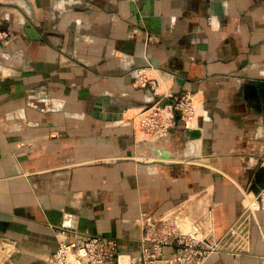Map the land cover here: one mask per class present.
I'll return each mask as SVG.
<instances>
[{"label": "crops", "instance_id": "obj_1", "mask_svg": "<svg viewBox=\"0 0 264 264\" xmlns=\"http://www.w3.org/2000/svg\"><path fill=\"white\" fill-rule=\"evenodd\" d=\"M0 28V242L15 264L89 236L135 264L141 214L182 204L215 239L241 226L205 264H264V0H0ZM186 92L197 128L177 118L167 141L141 140L139 110Z\"/></svg>", "mask_w": 264, "mask_h": 264}, {"label": "built area", "instance_id": "obj_2", "mask_svg": "<svg viewBox=\"0 0 264 264\" xmlns=\"http://www.w3.org/2000/svg\"><path fill=\"white\" fill-rule=\"evenodd\" d=\"M9 38V31L0 28V41ZM134 80L138 88L155 92L156 83L141 73H136ZM198 111L192 93H167L159 96L150 107L141 108L131 123L141 140L157 144L167 141L177 118L185 128H197ZM203 120L207 121L206 118ZM257 208L258 204L253 203L248 211ZM186 210L187 205L182 204L159 216L141 214L140 255L135 264H205L208 257L220 252L227 242L242 237L241 226L235 223L222 238L215 239L208 214L200 219H190ZM118 249V242L110 237L64 240L58 243L45 264H121ZM16 252L15 243L3 239L0 242V264H15Z\"/></svg>", "mask_w": 264, "mask_h": 264}, {"label": "water", "instance_id": "obj_3", "mask_svg": "<svg viewBox=\"0 0 264 264\" xmlns=\"http://www.w3.org/2000/svg\"><path fill=\"white\" fill-rule=\"evenodd\" d=\"M259 94L261 95L262 93L259 92ZM192 135L197 136V134L195 132H192Z\"/></svg>", "mask_w": 264, "mask_h": 264}, {"label": "bare ground", "instance_id": "obj_4", "mask_svg": "<svg viewBox=\"0 0 264 264\" xmlns=\"http://www.w3.org/2000/svg\"><path fill=\"white\" fill-rule=\"evenodd\" d=\"M120 263H121V264H127L126 261H121V260H120Z\"/></svg>", "mask_w": 264, "mask_h": 264}]
</instances>
